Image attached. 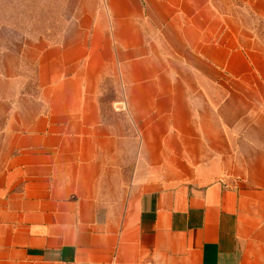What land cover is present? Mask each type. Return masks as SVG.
Masks as SVG:
<instances>
[{
  "label": "crops",
  "instance_id": "crops-1",
  "mask_svg": "<svg viewBox=\"0 0 264 264\" xmlns=\"http://www.w3.org/2000/svg\"><path fill=\"white\" fill-rule=\"evenodd\" d=\"M256 18L78 0L57 42L1 36L0 264H264Z\"/></svg>",
  "mask_w": 264,
  "mask_h": 264
},
{
  "label": "rangeland",
  "instance_id": "rangeland-1",
  "mask_svg": "<svg viewBox=\"0 0 264 264\" xmlns=\"http://www.w3.org/2000/svg\"><path fill=\"white\" fill-rule=\"evenodd\" d=\"M77 4L78 0H0V37L3 36L5 40L14 34L33 40L57 42L67 21L76 14ZM256 23L261 29L264 28L257 18ZM34 74V71L30 74L31 85H34ZM111 85L110 79L104 82L102 98L103 109L109 117Z\"/></svg>",
  "mask_w": 264,
  "mask_h": 264
}]
</instances>
